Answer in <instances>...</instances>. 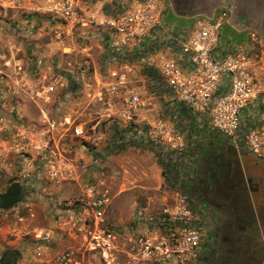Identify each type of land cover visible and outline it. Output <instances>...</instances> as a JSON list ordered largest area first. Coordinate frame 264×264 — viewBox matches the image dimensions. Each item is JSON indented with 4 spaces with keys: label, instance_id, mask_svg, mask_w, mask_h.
Masks as SVG:
<instances>
[{
    "label": "rangeland",
    "instance_id": "rangeland-1",
    "mask_svg": "<svg viewBox=\"0 0 264 264\" xmlns=\"http://www.w3.org/2000/svg\"><path fill=\"white\" fill-rule=\"evenodd\" d=\"M67 2L86 17H104L133 4V0H0V192L19 184L23 190L22 201L30 196L34 203L36 218L30 225L42 228L53 218L42 209L38 213V204L33 199L36 197L34 188L30 192L26 182L22 183L27 178L22 177L21 170L30 173L27 180L34 184L40 181L37 176L46 182L42 181L39 191L47 194L44 198L45 204L49 202L47 207L51 206L48 199L53 198L52 195L79 203L85 194H97L103 187H111L114 200L104 224L106 230L114 232V261L110 264H135L130 258L134 239L125 234L123 228L130 224L136 210L158 208L179 187H168L165 178L158 189L144 188L137 182L127 183L132 170L137 169L133 161L138 166L157 164L169 178L171 165H180L186 155L159 153L160 150L148 142L151 123L162 118L175 125L185 133L187 149L206 133L198 123L186 119V107L177 100L171 101L173 95L168 91L154 95L150 74L145 66L138 65L128 86L141 87L145 120L133 126L143 138L138 141L128 137L133 128L113 120L116 111L123 107V98L111 97L103 87L105 48L98 31L66 22L62 9ZM163 7V38L169 35L170 28L190 26L197 19H205L220 25L219 47L234 44L235 48L244 50L251 46L253 34L264 40V0H167L166 8L164 3ZM179 11L194 16L180 20L175 16ZM60 32L63 35L58 39ZM67 71H74L83 83L69 84L65 76ZM49 86L54 87L52 93L42 95V90ZM176 111L180 113L173 119ZM65 119L97 124V129L106 137L105 143L83 150L80 140L71 133L61 136L50 130L48 120ZM117 136L125 138L123 146L116 143ZM161 160L168 166H162ZM53 167L62 170L60 183L50 177ZM177 180L179 182L180 178ZM9 210V213L0 210V224L12 229L13 216ZM35 232L31 229L27 237L17 240L14 237L10 242L5 231L6 240L2 246L5 251L18 249L22 254L21 246L25 242L24 250L32 257L39 245L34 238L38 232ZM60 248L56 243L51 244L45 257L55 256ZM80 260L82 264H109L96 253L86 254Z\"/></svg>",
    "mask_w": 264,
    "mask_h": 264
},
{
    "label": "built area",
    "instance_id": "built-area-1",
    "mask_svg": "<svg viewBox=\"0 0 264 264\" xmlns=\"http://www.w3.org/2000/svg\"><path fill=\"white\" fill-rule=\"evenodd\" d=\"M163 12L162 0H133L128 8L122 7V11L104 17L81 15L69 2L62 9L63 18L72 26L98 31L105 48L103 87L111 97L123 98V107L116 111L113 120L133 128L128 136L132 140L143 138L133 126L145 120L141 87L128 86L138 65H143L150 74L154 95L168 91L173 95L171 101L184 105L203 132L223 137L235 147L264 159V40L253 34L251 46L244 50L234 44L219 47L220 25L205 19H197L190 26L170 28L169 35L163 38ZM62 35L58 33L57 38ZM65 74L69 84L83 83L74 71ZM53 90L49 86L41 94L47 96ZM178 113L173 119H177ZM48 122L53 132L61 136L71 133L80 140L83 150L102 146L106 141L97 124L77 119ZM149 137L148 142L159 153L181 156L187 152L185 133L165 119L151 123ZM124 142L122 136L116 137L119 146ZM183 159L179 165L182 170L185 156ZM29 174L23 173V178L28 179ZM50 177L60 183L62 170L53 167ZM26 188L32 192L36 185L30 180ZM52 196L53 220L42 228L30 225L36 218L30 196L11 209L14 227L9 226L8 240L27 237L32 229L38 232L34 238L39 244L34 256L27 255L15 264H82L80 258L92 253L109 264L114 261V232L104 228L106 213L114 200L113 189L105 186L97 194H85L79 203ZM202 214L181 187L158 208H139L123 228L134 239L130 258L135 264H201L202 256L212 246L211 227L203 221ZM53 243L62 249L46 258L45 251H50Z\"/></svg>",
    "mask_w": 264,
    "mask_h": 264
},
{
    "label": "flooded vegetation",
    "instance_id": "flooded-vegetation-1",
    "mask_svg": "<svg viewBox=\"0 0 264 264\" xmlns=\"http://www.w3.org/2000/svg\"><path fill=\"white\" fill-rule=\"evenodd\" d=\"M181 186L211 227L212 246L201 264H262L264 243L246 239L239 221L252 223L264 213V159L203 134L187 149Z\"/></svg>",
    "mask_w": 264,
    "mask_h": 264
},
{
    "label": "crops",
    "instance_id": "crops-1",
    "mask_svg": "<svg viewBox=\"0 0 264 264\" xmlns=\"http://www.w3.org/2000/svg\"><path fill=\"white\" fill-rule=\"evenodd\" d=\"M166 1L167 0H162L165 8H166ZM175 16H178V18H180V20H181L182 18L188 19V18H190V16H194V14H185V13H182L179 11V12H175ZM23 165L25 166V164H23ZM133 165H135V167L137 169L135 171L132 170V174L129 175L127 183L137 182V184H140L144 188H154V189H158L162 186V184L164 182V176H163V170L159 165H157V164H151L150 165V164L141 163L138 166L135 164V161H133ZM22 169H23V167H22ZM21 171H22V173L20 172V174L23 177V170H21ZM133 174H134V176H132ZM34 177H36V175ZM37 178L40 179V181L37 184L35 183L36 188H34L33 191H35L36 197H33V199L36 201V204H38V213H39L40 209H42L43 213L45 211H47L49 214H51L52 213V212H50L51 206L49 205L50 207H47V205H46V204H49V202H47L46 204L44 202V198L45 199L47 198L45 195H47V194L39 191V187L41 188L43 185V182L45 184H46V182L40 176H37ZM23 181L26 182V186L28 187V180L23 179L22 183H23ZM48 201H50V200L48 199ZM195 207L197 209H199L196 205H195ZM9 212H10V210L7 211V213H9ZM201 212H203V211H201ZM204 214H206V213H204ZM204 214H202L203 221L209 222V220L206 218L207 216L205 217ZM260 219L262 221V225H263L262 228L264 231V213H262L260 215ZM8 222L9 221H7V223ZM207 224H209V223H207ZM5 231H6V233L9 231V225L3 226L2 224H0V259H1V256L4 254L5 249H6L2 246V242L6 240V236L4 234ZM263 236H264V232H263ZM263 242H264V238H263ZM23 243H24L23 245L21 244L22 245L21 246L22 247V250H21L22 254H21V257L19 260H21V258H23V257H25V258L27 257V252H25V250H24V245H26L27 243H25V242H23Z\"/></svg>",
    "mask_w": 264,
    "mask_h": 264
},
{
    "label": "water",
    "instance_id": "water-1",
    "mask_svg": "<svg viewBox=\"0 0 264 264\" xmlns=\"http://www.w3.org/2000/svg\"><path fill=\"white\" fill-rule=\"evenodd\" d=\"M0 209L9 210L15 205L20 203L23 199V190L19 184L12 185L6 192L0 193ZM243 219V220H242ZM240 225L244 228L243 235L246 239L251 242H263V228L260 215L255 214L252 223L246 221V217H240ZM248 223V226H247ZM264 243V242H263ZM21 257L20 251L18 249H8L4 252L0 259V264H15Z\"/></svg>",
    "mask_w": 264,
    "mask_h": 264
},
{
    "label": "trees",
    "instance_id": "trees-1",
    "mask_svg": "<svg viewBox=\"0 0 264 264\" xmlns=\"http://www.w3.org/2000/svg\"><path fill=\"white\" fill-rule=\"evenodd\" d=\"M184 110L186 111V113H185L186 119L190 123L197 124V121L195 120V117L191 114V112L187 108H185ZM123 148H126V147H123ZM161 165L162 166H168L167 163H165L163 160H161ZM170 168L171 169L169 171V173H170L169 178H167V175H166L165 170L163 171V176L165 178V184L168 187L177 186V187H181L182 188V186L180 185V183L177 180L178 177L180 176V173L179 172L182 170V166H179V165L176 166L175 164H172ZM171 172H173V173H171Z\"/></svg>",
    "mask_w": 264,
    "mask_h": 264
}]
</instances>
